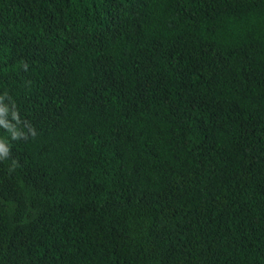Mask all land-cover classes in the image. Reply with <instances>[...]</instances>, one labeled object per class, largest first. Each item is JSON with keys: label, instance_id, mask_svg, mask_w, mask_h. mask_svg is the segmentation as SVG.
<instances>
[{"label": "trees", "instance_id": "1", "mask_svg": "<svg viewBox=\"0 0 264 264\" xmlns=\"http://www.w3.org/2000/svg\"><path fill=\"white\" fill-rule=\"evenodd\" d=\"M0 264H264V0H0Z\"/></svg>", "mask_w": 264, "mask_h": 264}, {"label": "clouds", "instance_id": "2", "mask_svg": "<svg viewBox=\"0 0 264 264\" xmlns=\"http://www.w3.org/2000/svg\"><path fill=\"white\" fill-rule=\"evenodd\" d=\"M3 150L6 151L7 150L6 147Z\"/></svg>", "mask_w": 264, "mask_h": 264}]
</instances>
